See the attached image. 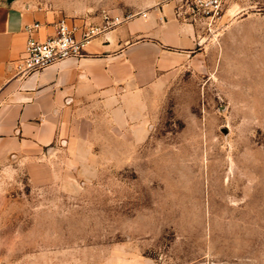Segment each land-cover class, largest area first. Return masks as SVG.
Returning <instances> with one entry per match:
<instances>
[{"label":"rangeland","instance_id":"1","mask_svg":"<svg viewBox=\"0 0 264 264\" xmlns=\"http://www.w3.org/2000/svg\"><path fill=\"white\" fill-rule=\"evenodd\" d=\"M140 1L26 0L93 22ZM173 13L194 41L171 71L0 158V264H264V0H223L218 29Z\"/></svg>","mask_w":264,"mask_h":264},{"label":"crops","instance_id":"2","mask_svg":"<svg viewBox=\"0 0 264 264\" xmlns=\"http://www.w3.org/2000/svg\"><path fill=\"white\" fill-rule=\"evenodd\" d=\"M157 3L138 2L135 6L145 10V17L135 16L98 34L81 58L21 76L15 61L27 36L24 25L39 21L35 36L44 38L60 14L26 0H0V158L27 143H49L62 111L71 104L115 102L117 95L139 93L186 58L193 27L175 18L172 4Z\"/></svg>","mask_w":264,"mask_h":264},{"label":"built area","instance_id":"3","mask_svg":"<svg viewBox=\"0 0 264 264\" xmlns=\"http://www.w3.org/2000/svg\"><path fill=\"white\" fill-rule=\"evenodd\" d=\"M158 5L172 4L176 13H189L196 18L207 19L208 29H218L223 16V0H157ZM146 12L110 13L103 11L97 22L76 16L60 15L53 22L52 33L44 38L35 36L41 27L39 21L24 25L26 39L21 55L16 59V73L24 76L37 72L66 58L79 59L85 55L86 46L98 34L106 32L123 21Z\"/></svg>","mask_w":264,"mask_h":264}]
</instances>
